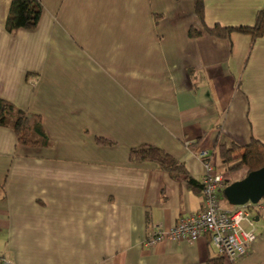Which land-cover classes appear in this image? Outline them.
Here are the masks:
<instances>
[{
  "label": "crops",
  "instance_id": "obj_1",
  "mask_svg": "<svg viewBox=\"0 0 264 264\" xmlns=\"http://www.w3.org/2000/svg\"><path fill=\"white\" fill-rule=\"evenodd\" d=\"M39 1L38 27L11 35L12 0H0V97L40 116L52 142L24 147L0 127V257L11 264H264V211L252 216L249 254L234 262L208 234L144 245L154 223L170 230L204 209L201 188L188 183L201 184L206 173L201 151L227 179L223 146L264 144V35L252 49L245 33L190 37L191 28L203 32L194 0ZM263 8L264 0H205V23L252 27ZM143 145L170 154L186 176L131 161Z\"/></svg>",
  "mask_w": 264,
  "mask_h": 264
},
{
  "label": "trees",
  "instance_id": "obj_2",
  "mask_svg": "<svg viewBox=\"0 0 264 264\" xmlns=\"http://www.w3.org/2000/svg\"><path fill=\"white\" fill-rule=\"evenodd\" d=\"M195 14L202 25L203 32L195 28L189 31L190 37H198L202 33L221 38H229L233 33H245L251 35L252 46L254 42L264 35V8L256 15L255 24L252 27H223L215 25L210 28L205 23V0H194ZM43 6L39 0H12L6 20V31L14 35L20 30H34L38 27ZM161 17V16H158ZM0 127L10 129L14 132L16 141L19 145L28 148L50 147L52 142L46 134L40 116L26 112L12 102L0 97ZM99 144H107L106 140H99ZM222 162L225 172H232L241 168L247 169V174L264 167V144L253 140L249 145L241 147L231 145L220 149ZM131 161L150 160L159 164L163 171L168 172L172 178L186 176L184 165L173 158L170 154L154 146L143 145L132 149L130 154ZM225 179L224 186L231 184ZM189 184L200 187L203 193V186L197 181L190 179ZM221 202L227 200L220 191ZM233 207V206H232ZM223 257V256H222ZM221 259L216 258L209 264H220Z\"/></svg>",
  "mask_w": 264,
  "mask_h": 264
},
{
  "label": "built area",
  "instance_id": "obj_3",
  "mask_svg": "<svg viewBox=\"0 0 264 264\" xmlns=\"http://www.w3.org/2000/svg\"><path fill=\"white\" fill-rule=\"evenodd\" d=\"M210 152L203 150L200 158L205 162L206 173L202 177L204 209L179 218L174 227L164 230L154 223L152 232L144 241L146 247H154L165 239L181 240L192 243L201 236L210 235L212 244L218 254L227 257L232 262L245 258L256 240V232L252 222V216L264 211V198L256 204H246L226 209L220 201V191L224 188L225 177L214 170L213 164L205 160L209 159ZM254 214L251 215V213ZM247 223L249 230L243 226ZM0 264H11L5 258L0 257Z\"/></svg>",
  "mask_w": 264,
  "mask_h": 264
},
{
  "label": "water",
  "instance_id": "obj_4",
  "mask_svg": "<svg viewBox=\"0 0 264 264\" xmlns=\"http://www.w3.org/2000/svg\"><path fill=\"white\" fill-rule=\"evenodd\" d=\"M227 202L232 206L256 204L264 198V167L254 170L248 175L235 181L223 190Z\"/></svg>",
  "mask_w": 264,
  "mask_h": 264
},
{
  "label": "rangeland",
  "instance_id": "obj_5",
  "mask_svg": "<svg viewBox=\"0 0 264 264\" xmlns=\"http://www.w3.org/2000/svg\"><path fill=\"white\" fill-rule=\"evenodd\" d=\"M217 165H218L220 170H224L222 163L218 162ZM246 171H247L246 168H241L238 170H234L232 172H224V174L226 175L227 179H229V180L235 179L236 180V179H239L240 176L245 175ZM231 176L233 177V179L231 178ZM222 205L226 206V207H231V208L235 207V206L232 207V205H230L229 203H226L225 201L224 202L222 201ZM252 214H254V212H252L251 215Z\"/></svg>",
  "mask_w": 264,
  "mask_h": 264
},
{
  "label": "clouds",
  "instance_id": "obj_6",
  "mask_svg": "<svg viewBox=\"0 0 264 264\" xmlns=\"http://www.w3.org/2000/svg\"><path fill=\"white\" fill-rule=\"evenodd\" d=\"M201 185H202V184H201ZM228 185H229V184H228ZM228 185H227V186H228ZM224 188H226V187L224 186ZM224 188L222 189V191L224 190ZM220 193H221V192H220ZM219 197H220V196H219ZM220 201H221V200H220ZM221 203H222V202H221ZM222 206H223V205H222Z\"/></svg>",
  "mask_w": 264,
  "mask_h": 264
}]
</instances>
